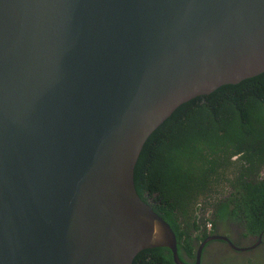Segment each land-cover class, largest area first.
<instances>
[{
	"label": "water",
	"instance_id": "obj_1",
	"mask_svg": "<svg viewBox=\"0 0 264 264\" xmlns=\"http://www.w3.org/2000/svg\"><path fill=\"white\" fill-rule=\"evenodd\" d=\"M263 72L264 0H0V264H201L230 239L182 260L135 167L182 103Z\"/></svg>",
	"mask_w": 264,
	"mask_h": 264
},
{
	"label": "trees",
	"instance_id": "obj_2",
	"mask_svg": "<svg viewBox=\"0 0 264 264\" xmlns=\"http://www.w3.org/2000/svg\"><path fill=\"white\" fill-rule=\"evenodd\" d=\"M135 185L174 229L184 261L182 250L196 259L197 211L210 206L206 228L231 218L246 236H264V72L182 103L145 142ZM133 264L176 263L169 247L157 246Z\"/></svg>",
	"mask_w": 264,
	"mask_h": 264
},
{
	"label": "flooded vegetation",
	"instance_id": "obj_3",
	"mask_svg": "<svg viewBox=\"0 0 264 264\" xmlns=\"http://www.w3.org/2000/svg\"><path fill=\"white\" fill-rule=\"evenodd\" d=\"M213 209L210 206L204 213L201 210L197 211L199 226L194 229L195 233L193 234L197 251L201 243L210 235L227 236L235 246L245 248V250L234 248L230 241L211 239L204 245L201 264H252L251 261L259 260L264 263V236L262 234L257 236L248 234L246 236V229L231 218L217 220L214 228L213 225L206 228V217L215 214ZM198 235L205 236L198 242V239H196ZM182 253L188 262L196 261V259L189 257L185 250H182Z\"/></svg>",
	"mask_w": 264,
	"mask_h": 264
},
{
	"label": "built area",
	"instance_id": "obj_4",
	"mask_svg": "<svg viewBox=\"0 0 264 264\" xmlns=\"http://www.w3.org/2000/svg\"><path fill=\"white\" fill-rule=\"evenodd\" d=\"M211 226H212V223H209V224H208V227H211Z\"/></svg>",
	"mask_w": 264,
	"mask_h": 264
}]
</instances>
